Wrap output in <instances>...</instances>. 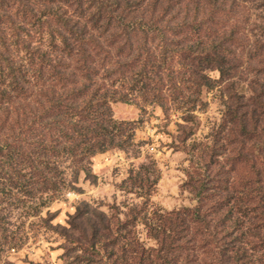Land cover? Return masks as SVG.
Returning <instances> with one entry per match:
<instances>
[{"label":"trees","instance_id":"16d2710c","mask_svg":"<svg viewBox=\"0 0 264 264\" xmlns=\"http://www.w3.org/2000/svg\"><path fill=\"white\" fill-rule=\"evenodd\" d=\"M247 2L264 9V0H0V202L38 217L81 190L80 173L95 179L97 155L133 147L140 121L117 120L113 103L178 110L191 124L205 91L241 86L225 142L183 141L194 206L148 201L106 214L83 202L67 225L40 219L83 264H264V19L249 27ZM161 178L151 162L119 187L148 199Z\"/></svg>","mask_w":264,"mask_h":264},{"label":"rangeland","instance_id":"374dc122","mask_svg":"<svg viewBox=\"0 0 264 264\" xmlns=\"http://www.w3.org/2000/svg\"><path fill=\"white\" fill-rule=\"evenodd\" d=\"M264 9L257 8L247 2L241 8L240 18L248 20L249 27L254 22H262ZM251 44L253 37L246 34ZM250 44L247 46L249 47ZM240 50L243 66L253 78L248 60V49ZM244 68V69H245ZM212 77L219 79L218 72ZM264 78V75L262 76ZM244 90L246 86L243 87ZM241 86L233 87L228 83H219L213 90L205 91L203 99L206 106L199 108L194 123L184 121L183 114L178 110L168 113L156 106L146 105L145 108L135 103L117 102L112 104L115 118L119 121L139 122L133 147L120 150L114 149L93 158L92 170L95 179H87L84 172L80 173L77 184L80 191L69 190L56 200L41 208L40 216H32L21 208H14L9 202H0V212L5 216L0 226V240L6 237L21 242L18 248L4 247L0 244V264H83L76 258L78 250H67V240L48 229L40 218H51L53 224L67 225L69 216L75 213L77 206L83 202L110 214L112 206L122 212L128 211L133 205L148 202L153 208L173 211L184 206L196 204L193 195L184 191L182 186L187 179V168L191 166V155L184 149V140L203 142L212 146L215 138L225 142L228 121L231 116H238L228 110L237 111L239 100L236 98ZM235 120V119H233ZM186 126V129L183 127ZM224 127V128H223ZM233 127V125H232ZM223 128V130H222ZM220 133V135H218ZM155 163L162 178L155 192L148 198L140 197L134 192L120 189V185L129 177L132 169L143 164ZM68 178L72 179V170L67 168ZM140 237L149 245L156 242L147 237L144 225H138Z\"/></svg>","mask_w":264,"mask_h":264}]
</instances>
